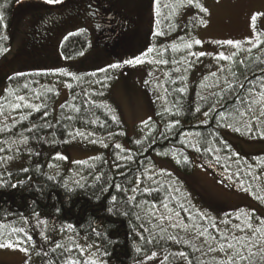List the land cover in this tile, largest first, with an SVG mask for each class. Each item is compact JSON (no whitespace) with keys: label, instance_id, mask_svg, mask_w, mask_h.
<instances>
[{"label":"trees","instance_id":"obj_1","mask_svg":"<svg viewBox=\"0 0 264 264\" xmlns=\"http://www.w3.org/2000/svg\"><path fill=\"white\" fill-rule=\"evenodd\" d=\"M26 1L28 0H0V4H6V7L2 9L6 27H0V37L6 38L0 39V48L9 49L11 30L14 25L22 22L24 10L28 6L24 4ZM73 1L61 13H50L33 23L25 42L19 46L14 56L7 60L9 63L20 59L23 54L32 56L31 67L23 71H15L16 73L10 76H6L9 71L6 73L0 71V78L5 79L6 85L0 98V105L4 109L10 108L14 98L19 95L28 97L41 106L40 111L27 108L21 115H17V112L11 114L12 122L1 128L3 130L0 131V147L5 151L0 152V156L12 153V149L9 151L10 144L20 142L24 137H27L26 144L32 145L33 149L39 146L40 151L32 156L25 167L29 169L28 172H22V168L10 169L6 164H0V173H12L11 177L6 174L0 176V181H8V184L0 187V223L20 228L19 222L35 216V213L50 217L59 229L62 226L65 228L64 233L73 234L75 241L86 238L99 245L101 252L106 250L109 254L100 258L106 260L107 264H153L154 258L148 259L153 252L168 257L163 264H173L180 258L173 255L179 250L188 254L186 260L191 261V264H216V261L222 259L223 254L219 251H208V243H212L213 247L216 246L211 236L220 240L221 233L231 234L229 230L237 236L243 235L244 233L232 228V225L242 224L243 216L239 220L236 219L241 210L253 214L254 225H258L259 220L264 219V199L256 198L264 197V152L244 154L242 147L236 148V145L228 138L229 135H233L251 141H264L259 134L260 131H264V126H259V130H255L258 126L253 125L254 131L251 133L245 130L243 124L238 122L239 117L232 111L236 107L233 103L234 94H226L222 103H216L217 97L212 94L219 93L220 88L202 87V85H215L216 77L209 74L201 79L196 78V81L190 80L194 61L188 57V50L182 46L184 41H191L190 29L186 23L177 24L179 20L177 0H162V4L171 3L174 7L170 9L161 6L157 15V33L163 34H154L153 42L155 52L161 51L162 60L168 61L166 64L163 63L167 71L164 83L166 108L157 110L155 115L149 118L148 127L143 124L138 125L135 133L129 134L126 125L103 100L105 93L115 81V69H108L105 73L82 72L74 75L71 78L67 100L62 104L63 107L61 105L55 111L58 89L54 86L53 80L54 76H61L57 73L33 69L40 63L41 56L48 57L46 46L53 44L49 39H53L56 33L62 30L60 28L64 24L69 22L75 24L81 21L83 16H88L92 25V17L86 13L85 4H81L83 0ZM56 5L47 4L46 6ZM79 25V30L67 34L61 43V53L67 59H77L91 49V37L85 31L87 26L83 23ZM91 28L94 30L93 26ZM260 40L264 41V34L260 36ZM95 41H98L97 34ZM249 47L251 45L242 47L238 60L246 56L253 59L261 56L264 59V55L261 54L264 43H261L260 48H253L251 53L243 50ZM101 50L105 51L102 48ZM5 53H0V67L5 63L2 61ZM107 53L113 59L117 58L111 51ZM248 63L251 69L260 74L256 64H252L251 61ZM226 67H233L238 74L243 70L229 61ZM247 74L251 78L252 71ZM224 75L229 74L217 73L218 77ZM106 77L108 79H105ZM205 77L208 79L206 80ZM229 78L231 79L230 76ZM239 78L241 82L246 83L243 76ZM98 80L103 83H96ZM181 87L186 91L183 93L175 91ZM237 91L240 90L237 89ZM201 97L207 99L202 100ZM73 106L79 111H75ZM212 106L216 111L209 112V115L205 117L204 113ZM197 107L200 108L199 112L196 111ZM217 113H222L228 119L221 120ZM113 115L117 118L115 121L112 119ZM69 116L73 118L67 119ZM175 121L179 123L175 124ZM228 123L233 126H226ZM170 124L175 126L169 128ZM236 127H239L240 131H235ZM77 129L85 134V131H91L103 137L122 138L127 141V145L117 149L115 145L110 146L106 141L107 147H103V152L93 156L96 159L89 157L81 160L87 161V164L55 159L57 155L55 152L66 151L71 142L77 139V136L74 139L69 136L70 132L74 133ZM138 140L141 143L137 144ZM209 148L212 151H207ZM117 155L131 156L132 159L118 160ZM184 157H187V163L184 162ZM177 159L181 160V163L177 164ZM196 161L220 182L223 181L224 185L247 193L261 211L241 208L236 213H224L217 217L200 210L198 204L202 201L193 189V185L184 178H178L168 166L173 164L187 176L192 173ZM49 164H54L56 167L50 168ZM117 164L120 166L117 167ZM146 170L153 180L159 181V184L146 178ZM249 172L252 175H249ZM97 175L100 176L99 180L95 179ZM50 176H54L55 179L50 180L48 178ZM229 176L232 177L231 180L228 179ZM257 176L260 179L254 178ZM138 178L140 190L133 193L132 189L136 187ZM76 180H80L83 187L78 186L75 183ZM19 181L24 183L16 188L10 186ZM242 183L251 191L241 190ZM117 185L120 186L119 189ZM160 185H163L161 191L151 193L143 191L146 187L156 189ZM169 185L172 188H169ZM175 188L180 191L175 192ZM169 191L172 192L171 196L168 195ZM132 195H135L136 199L129 202L128 197ZM113 196L116 197L115 201L112 200ZM145 201L148 203L145 204ZM161 201L167 202L169 208L175 209L180 216L176 217L175 213L164 209ZM153 203L157 205L158 210L149 211ZM180 204L189 211H182ZM109 208L112 209L111 212ZM197 212H203L212 219L202 220ZM161 215L170 216L171 219L165 218L162 221L157 219ZM137 216L140 219H137ZM224 220H231V224H224ZM180 222L186 224L187 229L172 227V224ZM69 224L74 226V232L67 230ZM213 224L220 229L219 233L212 227ZM198 231H203L204 235H198ZM96 232L100 235L97 236ZM23 235V233H14L11 239L16 240ZM141 235L145 239H141ZM170 237H175V240ZM149 239L151 243L148 242ZM59 242L66 246L71 244L67 237ZM26 245L31 248L35 258L42 264L55 262L59 254V250L54 254L51 252L52 247H48L46 249L48 256H44V252L38 249L33 241ZM137 248L140 249L139 252ZM197 249L200 250L197 251Z\"/></svg>","mask_w":264,"mask_h":264},{"label":"rangeland","instance_id":"obj_2","mask_svg":"<svg viewBox=\"0 0 264 264\" xmlns=\"http://www.w3.org/2000/svg\"><path fill=\"white\" fill-rule=\"evenodd\" d=\"M72 1L63 0L62 3L54 7L46 6L47 3L44 0L26 1L24 4L28 6L24 10V18L19 25H14L11 30V45L3 56L5 58H2V61L5 63L0 67V71L3 73L9 71L6 76H10L15 74V71H23L31 67L32 56L23 54L20 59L10 61L9 63L7 60L13 57L19 46L25 42L27 33L30 31L33 23L50 13H61ZM199 2L203 7L208 9L207 13H201L199 9L194 7H179L178 9L179 20L177 24L186 23L188 25L190 29V40L198 39L202 41L200 45H193L191 51L208 54L199 58H194L188 54V57H191L194 61V68L190 72L191 81H196V78L201 79L203 76H207L213 72L220 73L218 69L226 67L227 61H218L214 57L220 52L225 53V55H230L236 49L231 45L218 42L227 40L239 41L242 47H244L249 45L246 43L249 39H253L254 36L260 37L264 34V15H257L255 27L251 24L252 15L264 14V0H199ZM86 3L91 6L90 10L98 18L107 20L108 26H99V29L100 32L102 30L106 33L110 32L109 36L105 38L106 46L113 55H116L121 42L119 35L113 27L116 24V19L111 21L112 9L109 10L107 7L108 4L100 0H88ZM124 7L127 12L135 16L137 31L131 37V50L120 59H113L110 54L108 55L107 50L103 51L98 45H95L97 43L95 41L96 33L91 28V19L88 16H83V19L78 23L71 24L69 22L64 24L60 28L62 30L57 32V35L53 39H49L53 44L46 46L48 48V57L40 55L42 59L38 58L40 59V63L33 70L53 72L61 76H54L55 79L53 80L54 86L58 89V97L54 105V110L56 111L69 96L70 87L67 85L71 83V78L74 75L82 72L105 73L101 69H113L109 65L120 64L121 67L115 68V81L105 93L103 100L107 105H110L114 114L126 125L128 133L134 134L138 125L143 124V121L153 117L157 110L166 108L164 83L167 71L163 63L147 62L152 59L157 61L162 60L161 51L158 52L157 50L155 52L154 50L148 53L149 48L154 49L155 43L153 42V38L158 28V14L154 0H131ZM193 17H203L205 23L194 21ZM81 23L87 26L85 31L91 37V49L77 59H67L61 53V43L67 34L78 31L79 24ZM142 53H148L145 56V63L135 65L124 63L126 60L141 56ZM63 73H69L70 75H64ZM4 80L0 78V98L6 86ZM145 81H149V83L146 84ZM16 97L14 98L13 104L19 103ZM25 98L31 103L37 104V102L34 103L28 97ZM26 109L27 107H22L19 110H13L12 106L4 109L3 115H0V129L8 126L12 122L10 119L11 114L17 112V115H21ZM85 132V138L81 139L80 136H77V139L71 142L66 151H57L59 153H55L67 157V160L71 162H76L101 154L104 150L103 147L107 145L106 141L110 146L120 144L123 147L127 145V141L122 138L103 137L91 131ZM89 133L93 135H87ZM228 138L236 145V148H240L241 146L244 154L264 152V141H251L234 137L233 135H229ZM92 140L97 142L92 143ZM10 145L9 149H12V153H6L4 155L13 157L12 160L6 163L10 169L25 168L29 164L32 156L40 151L39 146L33 149L32 145L21 144L20 142H15ZM17 149H19L18 152L16 151ZM168 166L170 171L178 178H184L185 181H189L188 183L193 185V189L202 201L201 203L198 202V207L203 212L218 217L224 213H236L241 208H251L261 211V208L247 193L236 191L224 185L197 161L195 162L192 173L187 176L181 173L173 164H168ZM38 219L46 221V225L41 224L37 226ZM25 220L27 221L26 223ZM25 220L19 222V227L25 228L31 235L33 244L42 252H46L48 247H53L55 242H59L61 239L63 240L66 237L68 239L69 237L74 238L73 234L60 232L59 227L50 217L39 215V217L33 216ZM42 231L44 236L48 237L47 240L41 235ZM77 242L84 245H97L95 242L86 238H80ZM22 246L28 248V255L16 248H0V264H42L39 259L35 258L29 246L26 244ZM90 251L98 255L95 247ZM178 252L183 251L179 250ZM163 257L165 256L157 255L152 260L153 264L163 261ZM188 262V260L180 257L173 264H188Z\"/></svg>","mask_w":264,"mask_h":264},{"label":"snow or ice","instance_id":"obj_3","mask_svg":"<svg viewBox=\"0 0 264 264\" xmlns=\"http://www.w3.org/2000/svg\"><path fill=\"white\" fill-rule=\"evenodd\" d=\"M45 3L50 4V5H54V4H60L63 2V0H44ZM154 4L157 8V14L159 15V9L161 6L165 7V8H170L172 9L174 6L171 3H163L162 4V0H154ZM177 6L179 7H194L199 9V11L201 13H207L208 9L206 7H203L201 5V3L199 2V0H177ZM6 7V4H0V27H6V25H4V12L2 11V9ZM257 15H264V14H256V15H252L251 16V24L253 27H255V22L257 19ZM194 21H198L200 23H205V21L203 20V17H193ZM171 27V25H170ZM81 31H83V29H81ZM158 35H162L163 33H157ZM71 35V34H70ZM6 37H0V39H4ZM202 43V41L198 40V39H192L190 42L189 41H184L183 42V47L189 50V55L194 57V58H199L205 55H208L207 53L204 52H192L191 49L193 47V45H200ZM221 44H228L231 45L233 48L236 49V51H233L230 55H225V53L220 52L218 53L214 58L218 61H229L232 65L237 66L242 68L243 70L238 74L237 71H235L233 69V67H226V68H219L218 71L220 73H225L227 72L229 75H224L222 77H218L216 72L211 73L212 77H216V83L215 85H202L203 86H215V87H219L220 88V92L219 93H213L212 95L217 97L216 103H222L223 100L226 98V94H234V100L233 103L236 105L235 108H233V112L236 113V115L239 117V121L243 124V127L245 128V130L248 133H251L254 131L253 125H257V129L255 130H259V126H264V59L261 58V56H256L254 59L252 57H248L246 56L244 59H237L239 52L242 50V45L241 42L239 41H232V40H227V41H222V42H218ZM247 44L251 45V47L247 48V49H243L244 51H246L247 53H251L253 48H260L261 43H264V41L260 40L259 36H254L253 39H249L247 42ZM174 48L176 47L175 45L173 46ZM7 49L6 48H0V53L6 52ZM154 49L149 48L148 49V53L153 52ZM148 53H142L141 56L138 57H134L133 59H129L124 61L125 64L128 65H135V64H142L145 63V56H147ZM261 54L264 55V49H261ZM248 61H251L252 64H256L257 68L259 69V73L257 74L255 70L251 69L250 64L248 63ZM148 63H168L167 60H160L157 61L155 59L149 60L147 61ZM177 63H179V61H177ZM190 63V62H189ZM110 68H119L121 67L120 64H111L109 65ZM101 71L107 72L108 69H101ZM177 71H179V69H177ZM252 71V76L251 78L248 76V72ZM64 75H70L69 73H63ZM93 75H95V73H93ZM229 76L231 77V79L229 78ZM240 76L244 77V82L240 81ZM105 79H108V77H106ZM181 79H183V77H181ZM205 79L207 80L208 78L205 77ZM96 83H103L102 81H96ZM145 83H149V81H145ZM172 83H175V81H172ZM221 84L223 86H221ZM247 85V86H246ZM68 87H71V85H67ZM25 87H27V85H25ZM237 89H239L240 91H237ZM48 91H51V89H48ZM175 91L183 93L186 91L185 88L181 87L179 89H176ZM37 98H39V96H37ZM16 99L19 101V103H15L12 105L13 110H19L22 107H27L31 110L34 111H40L41 106L37 105V104H33L31 103L29 100H27L24 96H17ZM202 100H206V97H201ZM63 107V105H62ZM75 111H79L78 108H75V106H73ZM196 111L199 112L200 108L197 107ZM212 111H216L215 107L212 106L210 107L209 111H206L204 113V116L207 117L209 115V112ZM4 112V108L2 105H0V115H3ZM218 115H220L221 120H227L228 118L225 117L222 113H217ZM44 115L46 116L47 113L45 112ZM27 118V117H24ZM73 117L69 116L67 117V119L71 120ZM13 119L15 120V117H13ZM112 119L115 121L117 118L116 116H112ZM95 123V121H93ZM150 123V119L149 120H145L143 121V125L145 127H148ZM179 121H175V124H178ZM175 124H170L168 125L169 128H172L175 126ZM50 126V125H49ZM226 126L228 127H232L233 125L228 123L226 124ZM3 129H0V131H2ZM28 131H32V129H28ZM235 131H240L239 127L235 128ZM123 133H121L122 135ZM260 136L262 138H264V131H260ZM87 135H93L92 133H89ZM69 136H72V138L74 139L76 136H80V137H85L86 134L82 131H80L79 129H77L74 133L70 132ZM92 143H96L97 141L92 140ZM20 143H27V137H24ZM137 144L141 143V141H136ZM105 147H107V145H105ZM115 147L117 149L121 148L120 144H116ZM193 147H195V145H193ZM5 149L0 147V152H4ZM9 151H11V149H9ZM17 152L19 151V149L16 150ZM197 151H199V149H197ZM207 151H212L211 148L207 149ZM164 155H167V153H164ZM13 157L12 156H0V164H6L8 161L12 160ZM55 159L57 160H64L67 159V157L61 155V154H57ZM92 159H96L95 157H93ZM117 159H127V160H131L132 157L131 156H125V157H121L119 155H117ZM219 160V157L217 158ZM184 162L187 163V157H184ZM76 163L78 164H87V161H76ZM176 163L179 164L181 163V160L177 159ZM117 167H119L120 165L117 164ZM48 167L52 168V167H56V165L54 164H49ZM22 172H28L29 169L28 168H22L21 169ZM7 175L9 177H11L12 173L11 172H6V173H0V176L3 175ZM249 175H252L251 172L248 173ZM145 176L148 180L153 181V183L159 184V181H155L153 180V177L151 175L147 174V170L145 171ZM50 180L55 179L54 176H50L48 177ZM255 179H260L259 176L254 177ZM83 179V178H81ZM96 180L100 179V176L97 175L95 177ZM229 180L232 179L231 176L228 177ZM24 182L23 181H19L17 184H11L10 186L13 188L18 187L19 185H22ZM75 183L80 186L83 187V184H81L80 180H76ZM139 178L137 179V185L136 187H134L132 189L133 193H136L139 189ZM221 183H223V181H221ZM6 184H8V181H0V187L5 186ZM118 189L120 188L119 185L116 186ZM241 190L243 191H251L250 188H245L244 184L242 183L240 185ZM169 188H172L171 185H169ZM163 190V185H160V187L153 189L150 187H146L143 189L144 192H148L151 193L152 191H161ZM124 191H127V189H124ZM175 192H179L180 190L178 188L174 189ZM168 195L171 196L172 192L169 191ZM257 199H264V197L261 196H257ZM136 196L132 195L130 197H128V201L132 202L135 201ZM112 200L115 201L116 197L113 196ZM145 204H147L148 202L145 201ZM162 207L164 209H166L168 212L170 213H175L176 217L180 216L179 212H176L175 209L169 208V205L167 202L161 201ZM180 208L182 211L184 212H188L189 210L187 208L184 207L183 204H180ZM152 209H157V205L155 203H153L151 205V208L149 209V211H152ZM110 212L112 211L111 208L108 209ZM158 210V209H157ZM36 217H39V213H35L34 214ZM126 215V213H125ZM197 215L200 217V219L202 220H211L212 218L207 216V214L203 213V212H197ZM252 215L250 213H246L243 212V210H241L239 212V214L237 215L236 219L239 220L241 218V216L244 217V220L242 222V224H235L232 225V228L244 233L241 236H237L235 235L234 232H231V230H229V232L231 233L229 234H225V233H221V239L217 240L215 236H211V240L213 242H215V247H213L212 243H208V251L209 252H217L219 251L220 253L223 254L222 259L216 261V264H264V219L259 220L258 225H254L252 223ZM165 218L167 219H171V217H165L163 215L157 217V219L159 220H164ZM191 218V216L189 217ZM137 219H140L139 216H137ZM27 221L25 220V223ZM224 224H231V220H224L223 221ZM41 224L46 225V221H42V220H37V226H40ZM142 227V225H141ZM172 227H183L185 229H187V225L183 224L182 222L180 223H174L172 224ZM213 228L216 229V231L219 233L220 229L217 227L216 224L212 225ZM60 232H64L65 228L62 226L60 229ZM67 230L70 232H74L75 228L73 225L69 224L67 225ZM145 231H148V229H145ZM14 233H23V237L16 239V240H12L11 236ZM41 235L44 237L45 240L48 239L47 236H44L43 231L41 232ZM96 235L99 236L100 233L96 232ZM198 235L203 236L204 232L203 231H198ZM211 235V234H209ZM7 236L9 237L8 239H5L4 237ZM141 239H145V237L143 235H141ZM170 239L175 240V237H170ZM32 240L31 235L25 230V228L20 227V228H16V227H12L9 224H4V223H0V248H16L19 251L24 252L26 255L29 254L28 248L27 247H23L22 245L30 242ZM69 240L71 241V244L66 246L63 243L60 242H55L54 246L51 248V252L52 253H57V250H59V254L56 258L55 262L50 261L49 264H107L106 260L101 259L100 257L102 256H107L109 253L105 250L103 252H101L99 245H93V244H88V245H84V244H80L77 241H75L72 237H69ZM149 243H151V239L148 240ZM179 242V241H177ZM207 243V240L205 241ZM95 247L96 248V252L99 253V255L97 256L95 253H92L90 250ZM137 252L140 251L139 248L136 249ZM200 249H197V251H199ZM75 253V255H74ZM44 256H48L47 252L43 253ZM175 256H179L181 258L187 259L188 254L185 252H178L173 254ZM157 256V253L153 252L151 254V256L148 257V259H153ZM95 257V258H93ZM168 257L165 256L163 257V261H161V264H163L164 261H167ZM188 264H191V261L188 262Z\"/></svg>","mask_w":264,"mask_h":264},{"label":"flooded vegetation","instance_id":"obj_4","mask_svg":"<svg viewBox=\"0 0 264 264\" xmlns=\"http://www.w3.org/2000/svg\"><path fill=\"white\" fill-rule=\"evenodd\" d=\"M88 0H83L81 4H85L84 7L86 9V13L92 17V26L94 27L95 33L97 34V45L104 50L109 51L107 48V44L105 42V38H107L110 34L100 32L99 26L105 27L108 26L107 20H103L94 12L90 10L91 6L88 5L86 2ZM108 4V9L113 11L111 21L116 19V24L113 26L116 30L117 34L119 35V40L121 45H119V51L116 54V59H120L123 55L128 53L131 50V37L137 31L136 20L135 16L131 15L129 12L126 11L124 5H126L131 0H100ZM74 2V1H72ZM73 3L71 4V6ZM129 13V14H128ZM110 21V22H111Z\"/></svg>","mask_w":264,"mask_h":264}]
</instances>
